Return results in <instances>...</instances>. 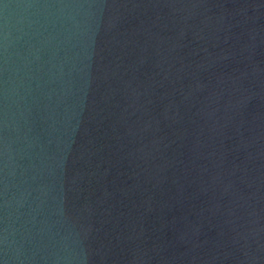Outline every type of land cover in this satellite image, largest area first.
Instances as JSON below:
<instances>
[{
	"label": "water",
	"instance_id": "obj_1",
	"mask_svg": "<svg viewBox=\"0 0 264 264\" xmlns=\"http://www.w3.org/2000/svg\"><path fill=\"white\" fill-rule=\"evenodd\" d=\"M0 264H264V0H0Z\"/></svg>",
	"mask_w": 264,
	"mask_h": 264
}]
</instances>
